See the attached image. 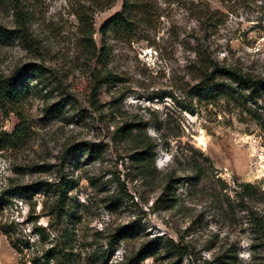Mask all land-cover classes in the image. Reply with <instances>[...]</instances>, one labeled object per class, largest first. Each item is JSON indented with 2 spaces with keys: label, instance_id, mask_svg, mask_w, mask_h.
Instances as JSON below:
<instances>
[{
  "label": "rangeland",
  "instance_id": "1",
  "mask_svg": "<svg viewBox=\"0 0 264 264\" xmlns=\"http://www.w3.org/2000/svg\"><path fill=\"white\" fill-rule=\"evenodd\" d=\"M82 2L0 0L5 29H17L16 10L30 17L27 42H0V69L33 70L32 137L0 152V264H34L63 231L77 252L91 244L113 253L105 264H121L155 237L160 245L140 264H264V204L241 187L264 193V90L241 108L206 106L189 91L197 50L264 79V0H152L129 37L107 33L104 66L88 61L80 41L72 6ZM119 11L117 1L94 13L98 47L99 30ZM93 68L111 75L97 91L100 110L89 98ZM52 104L59 113L46 118ZM17 123L11 116L3 129ZM127 123L155 142L152 178L130 158ZM40 183L47 187H34L31 198L11 192ZM58 204L66 207L60 217ZM125 226L131 236L108 246Z\"/></svg>",
  "mask_w": 264,
  "mask_h": 264
},
{
  "label": "trees",
  "instance_id": "2",
  "mask_svg": "<svg viewBox=\"0 0 264 264\" xmlns=\"http://www.w3.org/2000/svg\"><path fill=\"white\" fill-rule=\"evenodd\" d=\"M117 1L121 4V11L110 17L99 30L102 39L100 47H98L93 37L95 32L94 13L112 7ZM151 2L152 0H83L82 3L73 5L72 15L77 21V31L81 37L80 41L83 42L82 44L86 50L88 61L94 60L100 65L106 63L108 52L104 38L107 33L110 32L116 38L122 37L126 39L129 37L135 30L134 28L138 21L142 18L146 20V13L151 9ZM15 20L17 29L13 31L5 29L0 24V42H9L12 39H20L27 42V23L30 17L28 14H23L16 10ZM195 59L198 68H190L196 75V84L189 91L192 96L196 95L200 98V104L217 106L224 102L222 104L227 107L241 108L245 104L244 102H247V96L251 98L259 90H264V79L255 78L238 65L221 63L216 59L209 58L205 53L201 55L200 50L195 52ZM101 70L93 68L90 73L89 98L94 110L102 108L97 99L99 87L110 82V72L107 69H103V72ZM31 72L33 70L27 65L23 67L16 66L8 72L0 69V152L19 150L32 137V125L28 117L29 110L27 107V102L33 90V88L28 86L27 81V77ZM254 104L256 103L254 102ZM56 107L57 105L53 104L44 107L46 118L59 113V109ZM188 110H190L189 107ZM190 113L194 114V109H191ZM11 116L16 117L18 123L11 131H5L3 129L5 121ZM123 130V137L134 146V152L130 155L131 160L137 163L139 172L145 179L152 178L156 170L154 167V152L156 149L154 140L147 135L145 128L140 124L127 123L124 125ZM71 154L73 153L67 156ZM41 185L47 187L43 183L15 186L11 192L31 198L34 187L38 188ZM66 186L63 185L62 191L58 190L60 193L58 202H65L64 198H66V192L69 189V185L66 184ZM241 187L249 199L264 204V193H260L250 184H243ZM65 209V205L58 204L54 210L57 216L60 217L61 211H65ZM260 227L264 230V221L262 219H260ZM133 230L134 228L130 226L117 229L110 236L108 246H113L118 241L127 239L131 236ZM43 233V229H40L38 234L42 237L44 236ZM63 234L64 231L62 232V237L59 238L60 243L56 242L53 247L47 250H38L39 253L37 252L34 264H41V262L42 264H105L113 256V253L105 251L104 247L93 248L91 244L80 247L82 251L77 252L73 244L74 235L64 236ZM160 243L161 238L155 237L148 246L141 247L135 256L122 259L121 264H140L148 255H152V250ZM87 248L89 251L85 252L84 250Z\"/></svg>",
  "mask_w": 264,
  "mask_h": 264
},
{
  "label": "bare ground",
  "instance_id": "3",
  "mask_svg": "<svg viewBox=\"0 0 264 264\" xmlns=\"http://www.w3.org/2000/svg\"><path fill=\"white\" fill-rule=\"evenodd\" d=\"M201 144H203L204 145V141H203V139H200V141H199Z\"/></svg>",
  "mask_w": 264,
  "mask_h": 264
}]
</instances>
